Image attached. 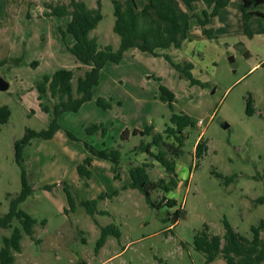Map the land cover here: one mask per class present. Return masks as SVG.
Masks as SVG:
<instances>
[{
	"label": "rangeland",
	"instance_id": "374dc122",
	"mask_svg": "<svg viewBox=\"0 0 264 264\" xmlns=\"http://www.w3.org/2000/svg\"><path fill=\"white\" fill-rule=\"evenodd\" d=\"M0 1L4 5L0 13V61L5 62L0 65V76L10 83L8 90H0V106L7 104L12 112L7 123L0 122L3 215L9 211L11 197L22 188L15 141L25 135L27 127L47 128L54 115L52 109L44 107H52L56 101L49 92H41L39 84L58 69L73 68L76 86L77 77L89 67L70 52L74 37L61 33L62 18L45 14V3L67 4L71 0ZM85 1L97 7L98 0ZM100 1L103 19L91 34L101 45L110 44L116 49L120 37L113 30V0ZM136 1L140 8L143 1ZM239 1L233 0L213 18L214 25L220 26L217 38L194 36L181 48L159 50L178 62H192V72L200 84L192 85L189 79L180 77L163 56L129 49L119 63L104 66L92 100L77 112L61 115L63 126L53 138L34 139L25 147L24 160L35 191L20 207L37 223L33 237L24 235L15 264H225L221 256L208 263L195 249V235L205 224L211 233L223 235L226 218L240 234L252 238L251 226L264 219V203L257 201L264 195V33L253 37L244 33ZM213 2L202 0L189 10L201 14ZM194 22L199 25L196 18ZM230 56L235 58L233 63ZM162 85L175 93L173 107L162 99ZM249 95L254 99L252 115L247 113ZM100 97L110 101V108L97 104ZM182 112L196 124L184 129V152L177 159L179 185L173 191L156 189L152 193L155 200L165 195L177 199L178 207H183L185 216L173 224L164 218L176 208L152 207L139 189L123 187L131 181V164H150L153 180L167 177L159 161L135 150L141 142H150L152 135H135L134 130L153 125V133L163 132L171 124L173 113ZM199 120L204 121L203 125L198 124ZM94 123L104 124L107 135L89 133L87 128ZM126 128L130 130L128 140L122 136ZM66 129L79 140L69 139ZM200 136L207 139L209 149L198 158L195 147ZM166 140L175 142L173 137ZM86 141L96 148L106 144L121 149L119 178H115L114 163L102 159L94 160L88 181L80 178L78 165L89 154ZM225 176H233V180L227 181ZM63 181L76 189L75 211L66 212L69 203ZM55 183L58 186L52 190L44 188ZM114 190L119 194L98 203V210L107 213L92 216L79 202ZM111 223L120 228L122 235H110L97 251L101 226ZM13 225L19 222L14 220ZM11 232L12 228L0 230V248L3 237Z\"/></svg>",
	"mask_w": 264,
	"mask_h": 264
},
{
	"label": "trees",
	"instance_id": "16d2710c",
	"mask_svg": "<svg viewBox=\"0 0 264 264\" xmlns=\"http://www.w3.org/2000/svg\"><path fill=\"white\" fill-rule=\"evenodd\" d=\"M202 0H145L139 8L136 0H113L115 22L113 30L120 37L118 48L107 44L101 45L92 32L98 27L103 19L102 3L98 0L97 7H90L85 0H71L69 3H45L48 16H58L63 20V26L60 31L63 36L66 33L74 37V44L69 46L70 52L76 59L90 66L84 75L77 77V84L74 85L76 72L73 68H61L53 73L46 75L39 89L41 92H49L55 99L52 107L45 106L47 111L54 112L47 128L35 130L26 128L25 135L15 141V158L21 169V191L11 197L9 211L0 215V230L12 228L10 235L3 237V246L0 248V264H15L16 253L22 251V239L24 235L33 237L35 234V225L37 219L29 212L20 207L35 191L28 177V171L24 160V149L31 144L34 139H51L57 131L62 128L60 117L64 112H77L88 101L93 99L97 85L99 84L101 71L108 62L119 63L124 53L136 48L142 52L150 53L154 56H163L178 71L180 77L190 80L192 85L200 84L201 81L196 78L192 72L194 64L190 61L178 62L174 57L166 52L172 47L181 48L185 41L192 40L190 35L193 19L199 23L204 35L210 39L217 38L214 27L209 26L212 18L219 15L224 9L233 4V0H214L209 8H204L201 14L191 12L195 5ZM187 8H185V6ZM242 11V25L246 35L253 37L255 34L264 33V0H240L238 3ZM4 5L0 1V13L3 12ZM4 60L0 65H4ZM162 99L170 103L173 107L175 93L165 85L161 86ZM254 99L252 95L247 98V113H254ZM97 104L105 109L110 108V101L104 98H98ZM9 105L0 106V122L7 123L11 117ZM196 123L187 113H173L171 124L167 125L163 132L153 133L155 127L148 125L145 129H135L134 134L152 135V140L148 143L141 142L135 147V150H141L153 156L165 168L167 177L153 180L150 175V164L143 162L139 165L131 164L129 172L131 181L123 188L139 189L145 196L147 203L155 208L166 206L169 209L176 208L172 213L164 218L165 221L171 220L175 224L183 215L185 210L182 206L178 207V200L168 198L165 195L160 200H155L152 193L156 189L165 192L175 190L180 182L177 174V159L182 155L183 145L186 141L184 129L194 126ZM89 133L101 132L104 137L108 133V128L102 123H94L87 128ZM66 133L71 140H79L76 135L66 129ZM130 130L128 128L122 131L124 139L128 140ZM167 137H173L175 142H168ZM96 148L94 144L85 142L88 155L78 165V174L82 180L88 181L92 176L94 160L102 159L114 163L116 175L119 178L122 163V151L118 147L107 146ZM209 149L208 141L204 136H200L195 147L196 157H203ZM224 177L223 175H220ZM227 181H232L233 176H225ZM88 185V182H86ZM58 184H47L45 189H54ZM67 194L69 207L66 212L75 211L78 203L76 189L73 185L63 181L62 185ZM119 194V190L111 193L102 192L98 198L80 200L88 214L95 216L97 213H107L98 210L100 200L113 198ZM10 195V194H9ZM264 203V195L257 199ZM14 220L19 225H13ZM45 222V221H44ZM225 232L223 235L214 234L209 231V226L205 224L194 238L195 249L202 252L206 262L211 263L221 256L225 264H261L264 262V219L251 226L252 238L243 236L234 226L225 218ZM113 235L120 238L122 232L114 224L101 226V235L97 240L96 250L99 251L106 243L107 238ZM187 243L184 244L186 246Z\"/></svg>",
	"mask_w": 264,
	"mask_h": 264
},
{
	"label": "crops",
	"instance_id": "0c3cea01",
	"mask_svg": "<svg viewBox=\"0 0 264 264\" xmlns=\"http://www.w3.org/2000/svg\"><path fill=\"white\" fill-rule=\"evenodd\" d=\"M143 2H145V0H142ZM225 10V9H224ZM242 12V11H241ZM218 16V15H217ZM193 23V22H192ZM194 27L191 29V32H190V35H191V37L193 38L194 36L195 37H201V36H203V37H205L206 35H204L203 34V32H202V29L200 28V25H198L197 24V26H196V22H194L193 24H192ZM209 26H212V27H214L215 28V30H216V33L218 32V28H220V26H217V25H214V23H213V18L211 19V21H210V23H209ZM88 66V65H87ZM89 68H90V66H88ZM88 68V69H89ZM200 138V137H199Z\"/></svg>",
	"mask_w": 264,
	"mask_h": 264
},
{
	"label": "water",
	"instance_id": "95a60500",
	"mask_svg": "<svg viewBox=\"0 0 264 264\" xmlns=\"http://www.w3.org/2000/svg\"><path fill=\"white\" fill-rule=\"evenodd\" d=\"M229 60L230 62L233 63L235 61L234 56H230ZM9 86H10V83L7 81V79H5L3 76H0V90H3V91L8 90ZM184 216L185 215H183V217Z\"/></svg>",
	"mask_w": 264,
	"mask_h": 264
},
{
	"label": "built area",
	"instance_id": "2783aa9c",
	"mask_svg": "<svg viewBox=\"0 0 264 264\" xmlns=\"http://www.w3.org/2000/svg\"><path fill=\"white\" fill-rule=\"evenodd\" d=\"M203 123H204L203 120H199V121H198V124H199V125H203Z\"/></svg>",
	"mask_w": 264,
	"mask_h": 264
}]
</instances>
